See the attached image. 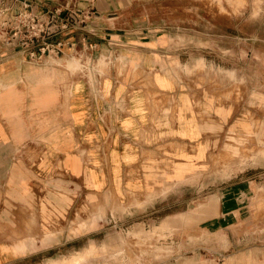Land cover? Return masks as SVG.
I'll return each instance as SVG.
<instances>
[{
	"label": "crops",
	"instance_id": "crops-1",
	"mask_svg": "<svg viewBox=\"0 0 264 264\" xmlns=\"http://www.w3.org/2000/svg\"><path fill=\"white\" fill-rule=\"evenodd\" d=\"M166 1L28 0L36 13H93L63 34L59 54L33 59L2 37L0 264L40 252L29 251L31 246L24 253L12 250L25 240V223L35 219L39 187H51L37 208L39 217L41 203L50 217L59 213L55 198L70 197L69 209L74 192L89 200H124L128 192L184 182L209 161L225 133L258 132L261 113L253 110L248 117L244 103L219 100L176 76L168 33L149 18L151 6ZM21 8L22 0H0V24ZM102 58L109 61L101 73ZM74 59L81 62L77 69L70 66ZM78 70L83 74L72 77ZM255 187L252 179L234 181L172 215L196 221L214 264H264V231L251 227L253 217L264 226V210L251 208L262 200ZM12 232L15 241L9 243ZM195 258L190 255L191 262Z\"/></svg>",
	"mask_w": 264,
	"mask_h": 264
},
{
	"label": "rangeland",
	"instance_id": "rangeland-1",
	"mask_svg": "<svg viewBox=\"0 0 264 264\" xmlns=\"http://www.w3.org/2000/svg\"><path fill=\"white\" fill-rule=\"evenodd\" d=\"M149 18L168 33L165 45L176 76L219 100L244 103L248 117H254L253 110L261 113L258 132L225 133L209 161L184 182L128 192L124 200H89L74 192L67 210L70 197L65 202L54 199L59 213L52 217L41 203V218L37 208L51 187H39L35 219L25 223V240L12 250L24 253L31 246L29 251L40 252L7 264H214L205 248L208 237L200 228L197 232L196 221L172 214L202 204L240 179L256 181L254 193L262 200L251 208L264 210V0H167L153 4ZM3 36L0 28V47ZM108 61H99L101 73ZM80 64L79 59L70 62L74 69ZM77 74L83 72L71 75ZM259 225L253 217L254 231H264ZM7 236L14 243L15 233Z\"/></svg>",
	"mask_w": 264,
	"mask_h": 264
},
{
	"label": "built area",
	"instance_id": "built-area-1",
	"mask_svg": "<svg viewBox=\"0 0 264 264\" xmlns=\"http://www.w3.org/2000/svg\"><path fill=\"white\" fill-rule=\"evenodd\" d=\"M92 13L90 9L66 12L53 9L36 13L30 9L28 0H22L21 10L10 21L0 24L3 42L10 48L23 50L33 59L59 54L64 45L63 34L70 28L85 24Z\"/></svg>",
	"mask_w": 264,
	"mask_h": 264
}]
</instances>
